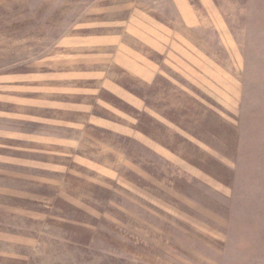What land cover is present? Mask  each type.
Returning a JSON list of instances; mask_svg holds the SVG:
<instances>
[{
  "label": "rangeland",
  "instance_id": "374dc122",
  "mask_svg": "<svg viewBox=\"0 0 264 264\" xmlns=\"http://www.w3.org/2000/svg\"><path fill=\"white\" fill-rule=\"evenodd\" d=\"M0 264H264V0H0Z\"/></svg>",
  "mask_w": 264,
  "mask_h": 264
}]
</instances>
